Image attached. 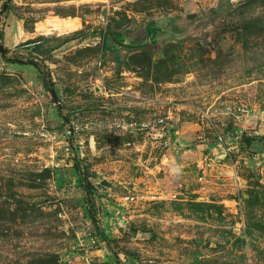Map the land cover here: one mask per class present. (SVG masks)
<instances>
[{
  "label": "rangeland",
  "instance_id": "rangeland-1",
  "mask_svg": "<svg viewBox=\"0 0 264 264\" xmlns=\"http://www.w3.org/2000/svg\"><path fill=\"white\" fill-rule=\"evenodd\" d=\"M0 47V264H264V0H0Z\"/></svg>",
  "mask_w": 264,
  "mask_h": 264
},
{
  "label": "water",
  "instance_id": "water-1",
  "mask_svg": "<svg viewBox=\"0 0 264 264\" xmlns=\"http://www.w3.org/2000/svg\"><path fill=\"white\" fill-rule=\"evenodd\" d=\"M163 33H168L165 30H155V29H150L147 31V35H146V39L145 41L142 43L143 47H150L152 45H154L156 43V41L159 39L160 34ZM105 43L109 44L111 46L118 48H131L133 46L127 44V40L124 38L123 33H119V32H114V31H109L106 34V38H105ZM0 53L3 54L4 53V49L2 47H0ZM51 95L53 98V101L56 102V96L55 93L53 91H51ZM248 166L251 167H255V163L252 161H248L247 162Z\"/></svg>",
  "mask_w": 264,
  "mask_h": 264
},
{
  "label": "trees",
  "instance_id": "trees-1",
  "mask_svg": "<svg viewBox=\"0 0 264 264\" xmlns=\"http://www.w3.org/2000/svg\"><path fill=\"white\" fill-rule=\"evenodd\" d=\"M163 23H164V22H163ZM149 27H150V28H149ZM147 28L152 29V26L150 25V26H148ZM155 30H161V29H155ZM162 30H164V28H163ZM165 31H166V30H165ZM163 34H164V33H163ZM103 46H104L105 48L108 47L107 44L105 43V41H104ZM138 47H141V46H138Z\"/></svg>",
  "mask_w": 264,
  "mask_h": 264
},
{
  "label": "flooded vegetation",
  "instance_id": "flooded-vegetation-1",
  "mask_svg": "<svg viewBox=\"0 0 264 264\" xmlns=\"http://www.w3.org/2000/svg\"><path fill=\"white\" fill-rule=\"evenodd\" d=\"M114 49H117L116 47L112 46Z\"/></svg>",
  "mask_w": 264,
  "mask_h": 264
}]
</instances>
